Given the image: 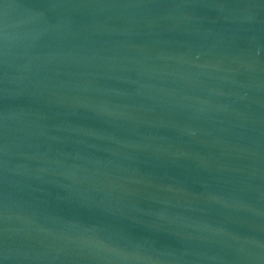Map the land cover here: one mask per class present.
<instances>
[{
    "label": "water",
    "instance_id": "95a60500",
    "mask_svg": "<svg viewBox=\"0 0 264 264\" xmlns=\"http://www.w3.org/2000/svg\"><path fill=\"white\" fill-rule=\"evenodd\" d=\"M0 264H264V0H0Z\"/></svg>",
    "mask_w": 264,
    "mask_h": 264
}]
</instances>
